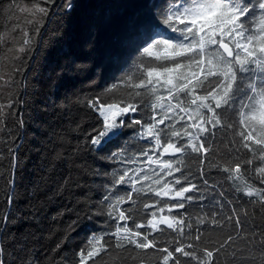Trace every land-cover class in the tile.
<instances>
[{
	"label": "snow or ice",
	"instance_id": "1",
	"mask_svg": "<svg viewBox=\"0 0 264 264\" xmlns=\"http://www.w3.org/2000/svg\"><path fill=\"white\" fill-rule=\"evenodd\" d=\"M6 8L31 18L8 47L11 82L25 90L42 27L64 22L55 109L66 118L75 109L82 142L72 152L101 163L89 169L100 179L95 203L87 184L49 175L53 164L26 187L28 104L19 92L0 104V264H264V0H116L101 16L82 0ZM70 184L80 198L48 218V233L72 213L73 226H104L71 258L57 243L41 259L42 209ZM20 220L32 228L22 238Z\"/></svg>",
	"mask_w": 264,
	"mask_h": 264
},
{
	"label": "trees",
	"instance_id": "2",
	"mask_svg": "<svg viewBox=\"0 0 264 264\" xmlns=\"http://www.w3.org/2000/svg\"><path fill=\"white\" fill-rule=\"evenodd\" d=\"M10 0H0V104H7L9 98L16 92L21 93L22 101H27L28 107L26 112L30 113L31 119H27V128L25 130V144L28 149L25 159L24 168V185L27 187L31 184L36 170L43 164L47 167L49 164L55 165L54 169L48 174L53 177H63L70 175L72 180L80 184H87L94 191L89 195L94 196L91 203H95L99 196L100 179L93 176V172L89 169H95L100 165V161L94 160L90 154L73 153L72 149L76 147L82 140L81 133L75 129V125L69 122L70 118H75L79 114L72 108L68 113V118L62 112H57L54 102L61 103L58 97H62L64 89L58 88L52 84L55 74L60 71L59 66L65 64L64 52L67 51L65 42L58 39L63 28V21L59 16H53L50 21H46L42 27L39 40V47L34 52V57L30 61V69L27 72V88L25 90L24 81L20 77H15L16 84L13 85L10 78L11 72V57L12 52L8 51V47H15L22 32L21 29H31L32 25L27 21L31 19L26 14L19 13L18 9H13L10 15L7 11V4ZM18 5H30L34 0H15ZM86 5H94L96 16L105 14L109 5L116 0H82ZM79 15V14H78ZM15 27V31H13ZM31 34V32H30ZM111 83V82H109ZM101 89H97L100 91ZM123 94V90L115 92L119 96ZM111 95V94H110ZM151 101H149L150 103ZM56 133V136H53ZM52 138L56 144L55 151L52 150V145L49 144V138ZM3 138V132L0 131V140ZM33 146L43 148L47 146L49 151L46 153H38L33 149ZM223 147V145H221ZM59 153V158L53 159L56 153ZM0 171H3L0 169ZM103 171V169H101ZM219 179V177H217ZM3 181L0 180V185ZM52 186L49 185L45 192H50ZM23 194V192H22ZM43 196L44 193H41ZM80 198V189L70 184L68 189L54 201L45 203L42 209V238L33 241L36 245V255L43 259V253L50 248L55 247L57 243L61 244L63 249L62 255L71 258L74 250L81 245L85 239V233L90 228L103 227V219L93 220L84 226H73L72 221L75 219V214H68L63 217L62 221L52 224L51 234L48 233L50 224L49 217L63 205L72 206L76 199ZM4 201V192L0 188V203ZM21 201L18 207L22 208ZM83 221L81 225H83ZM32 230L31 221L20 220L16 224L13 231L18 238L20 233ZM10 259V257H6ZM105 264H118L114 257H105ZM128 264H135L129 260Z\"/></svg>",
	"mask_w": 264,
	"mask_h": 264
}]
</instances>
